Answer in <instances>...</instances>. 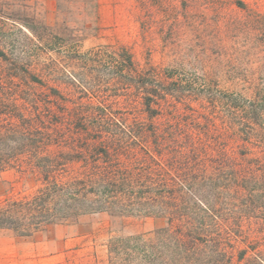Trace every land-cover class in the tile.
I'll list each match as a JSON object with an SVG mask.
<instances>
[{
  "label": "rangeland",
  "instance_id": "1",
  "mask_svg": "<svg viewBox=\"0 0 264 264\" xmlns=\"http://www.w3.org/2000/svg\"><path fill=\"white\" fill-rule=\"evenodd\" d=\"M0 49L1 73L18 72L19 85L40 97L57 87L58 106L118 108L124 120L142 119L143 85L154 82L165 95L157 101L161 129L200 135L209 167H218L224 142L238 161L264 159V0H0ZM35 184L17 168L0 171V198ZM252 221L243 229L264 234V219ZM164 225L163 217L101 212L28 236L0 229V264H109L112 237L164 241L168 235L154 234ZM242 247L230 246L225 263L210 242L186 264H232Z\"/></svg>",
  "mask_w": 264,
  "mask_h": 264
},
{
  "label": "trees",
  "instance_id": "2",
  "mask_svg": "<svg viewBox=\"0 0 264 264\" xmlns=\"http://www.w3.org/2000/svg\"><path fill=\"white\" fill-rule=\"evenodd\" d=\"M0 57H7L2 49ZM17 74L0 72V171L17 168L36 184L0 198V229L28 236L101 212L163 217L165 225L154 234L167 239L112 237L109 264H186L210 242L219 246L225 263L237 242L245 247L232 264H264V234L243 229L247 219L251 226L254 217L264 219L261 156L243 163L224 142L218 167H209L199 151L200 135L182 127L192 128L190 123H181L185 135L180 138L167 125V131L161 129L157 101L165 95L154 82L143 85L145 116L124 120L118 108L105 113L83 103L58 106L64 99L60 89L50 87L46 98L40 97L21 87Z\"/></svg>",
  "mask_w": 264,
  "mask_h": 264
}]
</instances>
